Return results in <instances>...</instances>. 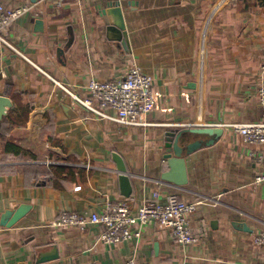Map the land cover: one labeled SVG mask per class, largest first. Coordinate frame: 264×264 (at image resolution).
Here are the masks:
<instances>
[{
    "label": "crops",
    "instance_id": "0c3cea01",
    "mask_svg": "<svg viewBox=\"0 0 264 264\" xmlns=\"http://www.w3.org/2000/svg\"><path fill=\"white\" fill-rule=\"evenodd\" d=\"M3 3L32 9L3 31L21 56L0 47V96L10 101L0 117V215L22 204L30 209L14 226L0 227V264H264V246L255 243L264 229V182H255L264 165L250 156L264 147L225 127L263 120L261 1ZM115 4L123 10L125 45L108 30ZM133 64L152 77L157 99L143 126L103 120L58 85L83 96L90 80L121 79ZM198 127L221 132L185 156L184 185L162 180L165 132ZM8 143L23 153H7ZM113 154L130 178L128 198ZM155 191L205 202L188 217L198 243L181 246L153 222L141 228L139 240L110 246L99 241V226H50L62 212L90 215L116 202L136 212Z\"/></svg>",
    "mask_w": 264,
    "mask_h": 264
},
{
    "label": "built area",
    "instance_id": "2783aa9c",
    "mask_svg": "<svg viewBox=\"0 0 264 264\" xmlns=\"http://www.w3.org/2000/svg\"><path fill=\"white\" fill-rule=\"evenodd\" d=\"M31 9V5L7 8L3 0H0V47H6L21 56L7 42L3 31ZM259 77L261 84L257 88V97L263 120L259 123H233L225 127L238 134L246 144L264 147V62L260 65ZM152 84V77L144 73L138 65L133 64L121 79L90 80L85 86L83 96L71 92L63 85H58L72 98L75 105L103 120L122 126H143L146 125L143 118L157 106ZM250 156L264 165V149L250 153ZM255 182H264V174L256 177ZM204 203L200 201L184 203L173 193L160 197V193L155 191L152 199L143 202L136 212H131L126 203L116 202L107 204L103 212L90 215L62 212L50 226L74 227L80 230L90 225L99 226V241L110 246L139 240L141 228L153 222L159 229L169 231L177 244L187 246L199 241L193 234L188 217ZM255 243L264 246V229L255 237ZM125 264L135 263L130 260Z\"/></svg>",
    "mask_w": 264,
    "mask_h": 264
},
{
    "label": "water",
    "instance_id": "95a60500",
    "mask_svg": "<svg viewBox=\"0 0 264 264\" xmlns=\"http://www.w3.org/2000/svg\"><path fill=\"white\" fill-rule=\"evenodd\" d=\"M38 0H31L36 2ZM110 14L114 19L113 25L108 27V30L115 34V40L122 42L123 40V10L118 4L111 5ZM35 26L38 31H42V20L36 19ZM70 34V33H69ZM72 37L69 38L67 45L70 46ZM58 55L63 54V50L59 49ZM10 105L8 98L0 96V117L5 114V107ZM221 130L214 127H198L190 128L182 131L168 130L164 134L163 142V159L166 161L168 171L161 175L164 181L172 182L176 185H184L185 178V156L195 148L209 146L215 142L220 135ZM208 138V141H204ZM113 161L116 163L117 171L119 172V184L121 194L128 198L132 193L130 178L127 174L123 159L118 154H113ZM30 209L29 205H20L15 209L6 210L0 215V227L10 228L19 222ZM45 260L41 259L40 262Z\"/></svg>",
    "mask_w": 264,
    "mask_h": 264
},
{
    "label": "trees",
    "instance_id": "16d2710c",
    "mask_svg": "<svg viewBox=\"0 0 264 264\" xmlns=\"http://www.w3.org/2000/svg\"><path fill=\"white\" fill-rule=\"evenodd\" d=\"M261 1V4L264 5V0H260ZM10 93V92H9ZM10 95H14V94H10ZM17 95V94H16ZM8 120L13 124V125H17V121L15 120V118L13 116H8ZM5 122V121H4ZM50 141H52L50 139ZM5 151L8 153H10V151L14 154V155H20L21 153H23L19 148L11 145V144H5Z\"/></svg>",
    "mask_w": 264,
    "mask_h": 264
}]
</instances>
